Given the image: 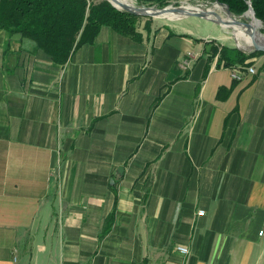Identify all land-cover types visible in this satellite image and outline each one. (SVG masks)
Returning a JSON list of instances; mask_svg holds the SVG:
<instances>
[{
  "label": "crops",
  "instance_id": "obj_1",
  "mask_svg": "<svg viewBox=\"0 0 264 264\" xmlns=\"http://www.w3.org/2000/svg\"><path fill=\"white\" fill-rule=\"evenodd\" d=\"M182 18L64 66L0 29V264H264V55L233 80Z\"/></svg>",
  "mask_w": 264,
  "mask_h": 264
},
{
  "label": "trees",
  "instance_id": "obj_2",
  "mask_svg": "<svg viewBox=\"0 0 264 264\" xmlns=\"http://www.w3.org/2000/svg\"><path fill=\"white\" fill-rule=\"evenodd\" d=\"M176 1L136 0L139 6L155 8H164ZM202 1L226 5L234 16L243 15L250 3L255 18L261 22L259 23L262 34L260 29L258 31L264 37V0ZM141 17L118 10L107 0H0V29L10 36L21 34L22 38L33 42L37 49L43 51L59 66H64L81 46L92 44L103 26L133 41L141 42L143 33L138 31L137 26ZM150 20L147 19L143 27L147 36L152 31ZM216 55L218 66L231 68L264 55V52L246 54L235 47L220 46V49L212 50L211 57ZM207 70L208 67L205 73ZM115 208L116 200L113 212L104 221L100 238L110 232L114 223ZM135 264H148V260L145 258Z\"/></svg>",
  "mask_w": 264,
  "mask_h": 264
},
{
  "label": "rangeland",
  "instance_id": "obj_3",
  "mask_svg": "<svg viewBox=\"0 0 264 264\" xmlns=\"http://www.w3.org/2000/svg\"><path fill=\"white\" fill-rule=\"evenodd\" d=\"M124 3L127 4H133V6L138 7V3L136 2V0H130L129 2L126 1H122ZM212 2H206V1H202V0H177L176 2H174L171 6H191V7H199L202 9H214V12L216 14H218L220 17H224L225 16V11L223 9L218 10L215 7L217 5L215 4H210ZM183 14H174L173 16H170L171 19H168L167 17H159V18H146V17H141L138 21V31L145 33V30L143 29L147 19H151L150 20V28L151 30H156L157 28H162L165 26H169V27H176L177 29H180L182 27H184V25H186V23H191V25H189V29L191 30L192 34L196 35L198 34L201 30H199L198 28L195 27V25H193L192 23H195L196 20H185L184 18H182ZM181 18V19H180ZM233 19L237 20L240 24L241 27H246V25L249 24L250 21V14H246L242 17L239 16H234L233 15ZM258 24V25H257ZM259 26V27H258ZM227 29H224L225 33V37L226 40H223L224 44H228L232 47H235L236 44L239 43V46L242 47L244 50H250L253 47V43L252 41H250L249 39H246L244 37H239L238 40H235V38L233 37L232 31L229 27H226ZM252 28L256 31H258L260 29V33H261V25L259 22L254 23L252 25ZM262 34V33H261ZM257 58V57H255ZM255 62L253 61H247L245 64L239 65V67H244V66H249L254 64Z\"/></svg>",
  "mask_w": 264,
  "mask_h": 264
},
{
  "label": "water",
  "instance_id": "obj_4",
  "mask_svg": "<svg viewBox=\"0 0 264 264\" xmlns=\"http://www.w3.org/2000/svg\"><path fill=\"white\" fill-rule=\"evenodd\" d=\"M107 1L113 7H115L118 10H122V11H125L128 13L134 14V15L142 16V17L156 18V17H159V16L164 15L166 13H181V14H183L182 17L201 18V19H204V20L209 21L211 23H214L220 27H229L231 24H234V25L240 24L237 20L233 19V15L231 14V12L229 11V9L226 5L219 4L217 2H212L210 4L219 5L225 11V16L227 18H231V19H223L218 14L210 11L209 9H202V8H197V7H193L190 9H185L186 7H184V6H177V7L175 6L174 7L171 5L166 6L164 8L147 7L144 5L136 7V6H132V5L116 4L115 2H112L111 0H107ZM248 6H249L248 10L243 15H241L239 17L244 16L246 13H251L253 19L257 22H260L258 19L255 18L254 11H253L250 3H248ZM246 28L249 29L248 25H246ZM250 34H252V33H250ZM19 39H21V34H19V33L13 34L11 36V40H19ZM235 48H237L238 50H240L246 54H251L254 52H264V45H258L255 43L250 50H243L240 47H238L237 45L235 46Z\"/></svg>",
  "mask_w": 264,
  "mask_h": 264
},
{
  "label": "bare ground",
  "instance_id": "obj_5",
  "mask_svg": "<svg viewBox=\"0 0 264 264\" xmlns=\"http://www.w3.org/2000/svg\"><path fill=\"white\" fill-rule=\"evenodd\" d=\"M111 1L112 2H115L116 4H125V5H132L133 6V4H127V3L122 2L123 0H111ZM124 1L129 2L130 0H124ZM215 5H217V4H215ZM190 8H193V7L186 6L185 9H190ZM197 8H199V7H197ZM215 8L218 9V10H221L222 9L219 5H217ZM209 10L212 11V12H214V9H212V8H210ZM174 14H181V13H166V14L161 15L159 17H167L168 19H171L170 16H173ZM246 14H248V13H246ZM249 14H250V21H249V24H248V28L249 29H247L246 27H241L239 24L238 25L231 24L229 26V28L231 29V31H232V33H233V35H234V37H235L236 40H238V38L242 36V37H244V38L249 39L250 41H252L253 44L255 43V44H258V45H264V37L259 33V31H256V30H254L252 28V25L254 23H257V21H255L253 19L251 13H249ZM159 17H156V18H159ZM221 18H223V19H231V18H227L226 16L221 17ZM250 33H252V34H250ZM236 45L238 47H240L239 46V43L236 44ZM240 48L243 49L242 47H240Z\"/></svg>",
  "mask_w": 264,
  "mask_h": 264
},
{
  "label": "built area",
  "instance_id": "obj_6",
  "mask_svg": "<svg viewBox=\"0 0 264 264\" xmlns=\"http://www.w3.org/2000/svg\"><path fill=\"white\" fill-rule=\"evenodd\" d=\"M195 57L192 53H187L185 58L182 61L181 67L183 70H188L191 67L192 62L194 61ZM240 69H232L229 68L231 71V78L236 81H240L243 79L244 74L247 72L249 74H255V69L253 67H239ZM198 214H203V211H198ZM177 251L183 255H188V249L184 246L177 247Z\"/></svg>",
  "mask_w": 264,
  "mask_h": 264
}]
</instances>
